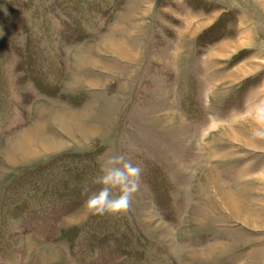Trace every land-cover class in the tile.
Here are the masks:
<instances>
[{"label": "rangeland", "instance_id": "1", "mask_svg": "<svg viewBox=\"0 0 264 264\" xmlns=\"http://www.w3.org/2000/svg\"><path fill=\"white\" fill-rule=\"evenodd\" d=\"M17 1L27 31L1 32L0 196L61 154L85 155L84 181L118 154L142 172L127 211L100 216L86 199L57 219L63 238L38 223L0 231V264H82L72 249L113 222L157 264H264V0H70L67 12L85 16L75 42L61 38L56 0ZM27 32L53 70L48 95L17 66Z\"/></svg>", "mask_w": 264, "mask_h": 264}, {"label": "trees", "instance_id": "2", "mask_svg": "<svg viewBox=\"0 0 264 264\" xmlns=\"http://www.w3.org/2000/svg\"><path fill=\"white\" fill-rule=\"evenodd\" d=\"M9 1L12 5L9 4L10 6L7 9V13H5L6 15L2 18L4 22L0 24V27H2L0 30V92L2 94H4L2 92V85H4V68L2 65L6 59L1 32L5 30L4 32L7 34H14L19 31H27L25 26H21L22 19L19 13L20 8L18 1ZM69 1L70 0H56L59 6H63L66 12L68 11L66 5ZM104 12L106 13L107 10L104 9ZM65 14L67 20L65 24H62L63 29L61 38H64V40L67 38V40H73L74 42L81 38H86V35L83 34L82 31L83 28L80 26V22L85 16H73L69 14V12ZM31 36L32 34L27 32V39L24 43L25 46L23 51H21L22 56L18 57L20 64L17 66L21 67L23 70L25 68L26 72L29 71L30 77L35 76L36 78H42L44 81L43 84H38L34 81V85L38 91L42 92L43 89L51 90L48 88L50 83H47V77H51L53 70H44L43 72L41 69L40 52H37L38 48L35 46V40H33ZM52 61L55 62L56 59H52ZM43 93L46 94L45 91H43ZM48 93L50 94V92ZM92 153L94 152L86 154L91 156ZM81 157H85V155H81L80 153H67L49 158L36 167L27 169L25 172L15 177L13 181L9 182L3 191H1L2 193L0 196V231L6 234L9 231L20 228L21 230L35 232L34 230L39 228L38 224H40L43 228L45 227L46 232H48L44 234L46 235L45 239L51 241L63 238L66 234H64L65 232L63 229L61 232L58 230L57 219L73 212L89 195L99 189L96 183L87 180L84 181L83 176H85L86 169L81 166L80 162L77 163ZM64 160L71 161H69L68 164L60 163ZM164 191L168 193L170 190ZM164 191L159 184L157 192L160 196V200L165 202L164 200L167 199L166 204H168V208L171 209V205L169 204L170 201H168L169 197ZM160 206L164 209L163 205ZM127 218L124 220L126 221ZM100 227L101 229L95 228V231L90 232L83 247L80 246L81 244L79 243L75 246L76 248L72 249L79 263L97 264L99 261H102L104 264H114L115 261H119V256H121L123 260L122 262H117V264H157L158 261L156 256H154L155 254L150 251L146 252L142 246V243L144 241L146 242V240H143L141 236L129 231L128 227L130 226L127 225L126 222L121 229H118L119 224H115L114 222L112 226L105 224L100 225ZM70 231L72 234L71 236H73L75 232L79 234L83 232L81 230L73 231V229ZM78 237L79 235L77 238ZM72 246H74L73 242L70 247ZM79 253L80 255L78 256ZM110 261L112 263H110Z\"/></svg>", "mask_w": 264, "mask_h": 264}, {"label": "clouds", "instance_id": "3", "mask_svg": "<svg viewBox=\"0 0 264 264\" xmlns=\"http://www.w3.org/2000/svg\"><path fill=\"white\" fill-rule=\"evenodd\" d=\"M141 172V167L127 159L124 154L109 157L106 164L101 166V174L95 180L101 187L86 200L88 209L99 215L127 211L139 189ZM113 189L118 190V195H113Z\"/></svg>", "mask_w": 264, "mask_h": 264}, {"label": "bare ground", "instance_id": "4", "mask_svg": "<svg viewBox=\"0 0 264 264\" xmlns=\"http://www.w3.org/2000/svg\"><path fill=\"white\" fill-rule=\"evenodd\" d=\"M65 122V121H64ZM41 143V142H40ZM25 144H28V142H26ZM46 144H48L47 142H46Z\"/></svg>", "mask_w": 264, "mask_h": 264}, {"label": "crops", "instance_id": "5", "mask_svg": "<svg viewBox=\"0 0 264 264\" xmlns=\"http://www.w3.org/2000/svg\"><path fill=\"white\" fill-rule=\"evenodd\" d=\"M113 50H115V49H113ZM85 67H86V66H85ZM85 67H84V68H85Z\"/></svg>", "mask_w": 264, "mask_h": 264}]
</instances>
